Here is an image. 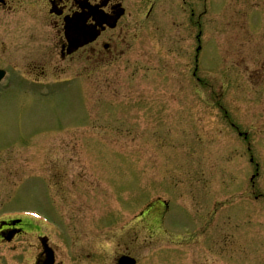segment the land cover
Segmentation results:
<instances>
[{"label":"rangeland","instance_id":"obj_1","mask_svg":"<svg viewBox=\"0 0 264 264\" xmlns=\"http://www.w3.org/2000/svg\"><path fill=\"white\" fill-rule=\"evenodd\" d=\"M207 2L199 42L182 31L113 86L57 64L40 73L1 47L13 76L0 93V215L55 213L29 182L62 167L87 221L115 217L118 234L128 224L146 240L141 264H264V0Z\"/></svg>","mask_w":264,"mask_h":264},{"label":"flooded vegetation","instance_id":"obj_2","mask_svg":"<svg viewBox=\"0 0 264 264\" xmlns=\"http://www.w3.org/2000/svg\"><path fill=\"white\" fill-rule=\"evenodd\" d=\"M207 1L198 15L197 0H0V49L15 63L25 59L45 64L40 73L57 64L63 73L93 76L99 87L102 80L111 79L113 86L114 79L131 78L136 64L145 67L157 49L174 51L182 31L189 40H197V29L208 15ZM48 170L50 176L32 177L36 181L29 183L42 187L55 213L40 212L48 224L25 217L0 218V264H119L123 257L141 264L146 240L142 245L135 241L128 224L118 234L115 217L87 221L82 213L85 201L67 197L69 173L62 167ZM105 241L113 242L110 250L102 246ZM7 245L9 259L2 253Z\"/></svg>","mask_w":264,"mask_h":264},{"label":"clouds","instance_id":"obj_3","mask_svg":"<svg viewBox=\"0 0 264 264\" xmlns=\"http://www.w3.org/2000/svg\"><path fill=\"white\" fill-rule=\"evenodd\" d=\"M98 246H100V245H98ZM102 246L105 249L110 250L112 248V246H113V242H111V241H105Z\"/></svg>","mask_w":264,"mask_h":264},{"label":"water","instance_id":"obj_4","mask_svg":"<svg viewBox=\"0 0 264 264\" xmlns=\"http://www.w3.org/2000/svg\"><path fill=\"white\" fill-rule=\"evenodd\" d=\"M1 75H2V74H1V72H0V78L2 77Z\"/></svg>","mask_w":264,"mask_h":264}]
</instances>
